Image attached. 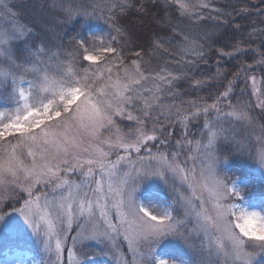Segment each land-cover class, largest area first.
<instances>
[{
	"label": "snow or ice",
	"instance_id": "obj_1",
	"mask_svg": "<svg viewBox=\"0 0 264 264\" xmlns=\"http://www.w3.org/2000/svg\"><path fill=\"white\" fill-rule=\"evenodd\" d=\"M45 2L53 14L45 32L76 16L99 19L107 13L112 21L113 17L119 19L117 10L128 12L139 5L136 10L147 15L153 9L150 0ZM180 7L187 11V5ZM193 7L201 11L188 19L202 22L199 27L203 35L211 39V30L216 27L207 24L205 10L219 17V7L210 0H199ZM170 27L176 29L172 39L179 40L184 28L178 24ZM36 33L37 28L23 20L9 0H0V65L5 69L0 71V89L6 90L3 102L7 110L0 111V207L6 201L19 203L12 211L23 218L44 251L55 256L50 264H65V251L68 264H72L74 250L79 251L78 245L88 240L111 245L117 264H148L146 257L152 258V264H169L154 256L156 244L164 236L184 237L187 242L191 233L186 225L193 221L192 231L215 239L216 254H235L243 264H264V215L238 210L236 201L241 191L235 180L216 171L218 142H230L238 151L258 158L264 167V139L256 153L252 144L224 131L234 122L254 126L256 118L250 107L264 116V89L257 88L255 76L257 67L264 68V47L254 50L255 63L241 67L227 81V90L215 94L213 103L201 107L192 101L182 110L174 102L165 106L162 99L181 95L176 88L179 81L191 80L195 88H201L212 86L208 81L222 76L227 80L219 69L207 80L194 78V69L205 60V54L202 46L198 48L186 35L179 50L197 59L187 62L191 68L166 70L144 67L140 52L134 53L140 62L134 60L128 66L123 51L117 50L116 37L105 40L95 36L73 37L68 52L71 60L65 66L59 48L53 52ZM256 40L264 44V28L249 33L242 42ZM168 43L161 39L156 48L170 51ZM97 50L108 54L107 64H97ZM113 59L118 60L115 75ZM25 76L30 79L24 80ZM237 78H243L245 86L251 79L257 103H228L226 111L221 105L231 100L229 92ZM220 84L224 87L223 81ZM213 111L215 117L205 122L207 131L193 148L189 124L201 113L210 116ZM124 120L136 127L126 124L122 129ZM168 125H183L185 132L175 135ZM261 126L264 128V119ZM153 176L187 184V189H174L179 193L174 203L183 214L155 213L134 200L141 180ZM205 193L214 202V214H208ZM6 215L0 213V222ZM121 241L127 244L126 252ZM145 247L149 252L141 258ZM208 247L211 257V239ZM128 255L131 260L125 258Z\"/></svg>",
	"mask_w": 264,
	"mask_h": 264
},
{
	"label": "trees",
	"instance_id": "obj_2",
	"mask_svg": "<svg viewBox=\"0 0 264 264\" xmlns=\"http://www.w3.org/2000/svg\"><path fill=\"white\" fill-rule=\"evenodd\" d=\"M9 2L20 13L23 20L33 24L37 28L36 34L48 42L53 52L59 48L62 57L65 58V66L71 60L68 52L70 51L72 38L86 39L95 36L98 39L104 38L105 40H111L112 37H116L117 50L118 52L123 51V59L128 66H132V61L134 60L138 63L140 62L141 58L134 55L135 52H140L144 61V67H151L153 69L164 67L166 70L191 68V65L187 62L189 60H196L197 58L195 56L184 55L179 50L181 41L185 39L186 35L198 48L202 46L205 54V60L200 61L194 69V78L207 80L209 74H214L219 69L227 76V80L223 79L222 76L217 81H208L212 86L201 88H195L191 80L179 81L176 88L181 95L175 99L165 95L164 104L174 102L177 106L180 105L182 110L189 107L187 101H198L201 107L213 103L215 94L227 90V81L232 80L235 73L241 67L255 63L252 59L255 55L254 50L264 47V44L259 40L250 42V44L242 42V40L247 41L249 33L264 28V11H262L264 10V0H210L214 6L219 7V11L222 13L221 16L217 17L216 13H210L205 10V15L208 16L207 24L216 27L211 30V39H207L203 35V31L199 27L202 22L188 19L195 12L201 11L193 7L199 0H168L167 8H165V0H150L153 9L147 15L143 12H138L136 8L139 5H137L128 12L117 10L118 20L113 17L112 21H110L107 13L99 19H85L81 16H76L70 22L52 29L51 32L43 30L44 26L53 19V14L48 9L45 0H9ZM76 2L79 3V0H76ZM181 4L187 5L186 12L181 9ZM243 9H247V11ZM180 21H184V23H180ZM113 22L115 23V27L113 26ZM172 24H178L184 28V33L180 35L179 40L172 39L176 32V29L170 27ZM117 27L120 29L119 32L117 31ZM166 32L168 33L167 37L164 36ZM161 39L169 42L168 47L170 51H164L163 47L160 49L156 48V44ZM234 45L238 46L240 50H235ZM228 53H231V55ZM97 54L101 57V66L109 62L108 54H100L98 50ZM85 63L90 64V62ZM111 63L115 68L118 60L113 59ZM2 70L5 69L3 65H0V71ZM255 70V76L260 78L261 88L264 89V68L257 67ZM25 78L30 79V76L23 77V79ZM17 79L19 81L20 78L18 77ZM250 80L247 81V86H245L243 78L235 79L232 84L234 90L229 92L231 100L225 101L221 106L225 108L228 103L237 104L241 101L247 102L249 106H254L255 104L253 103V99H251L249 88ZM221 81H223L224 87H221ZM4 94H6V90L0 89V96L2 98ZM211 95L213 98L209 99ZM199 98H203V100ZM250 110L256 116L258 115V111H260L251 107ZM213 113L215 112H211L209 117ZM202 119L203 122L205 118ZM171 126L168 125L169 128ZM200 126V124L197 125L191 122L188 127H193V129L189 134L198 138ZM237 126L241 130L243 128L245 130L246 125L238 123ZM171 130L177 132L178 129L172 126ZM256 131L260 139H264V128H258ZM12 143H16V140H12ZM218 143L219 154L228 159L232 167V169L228 170L226 176L229 178L235 176L244 177L243 189L246 195L264 198V177L255 172V166L250 163L246 157V153L234 151L233 145L229 142ZM148 189L163 193L167 199L170 198V195L167 194L168 191L161 186L149 187ZM10 205L15 207L19 206V203L11 201ZM178 247V244H176V249L171 251L174 256L178 258L179 254L182 256L191 255L193 256V262L197 264L199 259L197 253H194L192 250L188 251L185 248H181L182 252H180L177 250ZM33 248L41 259L40 264H49L48 253L42 252L38 246ZM98 251L104 252L105 247L86 243L83 250L84 254L90 253V255L96 254Z\"/></svg>",
	"mask_w": 264,
	"mask_h": 264
},
{
	"label": "rangeland",
	"instance_id": "obj_3",
	"mask_svg": "<svg viewBox=\"0 0 264 264\" xmlns=\"http://www.w3.org/2000/svg\"><path fill=\"white\" fill-rule=\"evenodd\" d=\"M100 55L99 59L97 61V64L100 65ZM91 63V62H90ZM113 74L115 75V68L113 66ZM107 75V73H105ZM2 78V77H0ZM24 80H27L26 78ZM257 81V88H261V80L260 78L256 77ZM24 87H27L26 84L23 85ZM250 92H251V99H253V103H257V97L252 95L253 87H252V81L250 80ZM163 100H165V97H162ZM188 102V106L190 107V102ZM167 104L165 103V106ZM180 108L181 106L178 105ZM6 105L3 102V98L0 96V111L6 112L7 110L4 109ZM10 107V105H8ZM187 107V105H186ZM182 109V108H181ZM225 110L227 111V107H225ZM159 111V109H158ZM216 113H213L211 117L205 116L203 113H201L200 117L196 120H193V123H196L197 125L200 124L199 128V135L198 138H195L194 136H191L189 134V139L192 141V147L195 148L196 141H199L203 138L204 133L207 131L204 128V124L207 120L215 117ZM202 118H205V120L202 122ZM256 124L252 127L245 126V130H241L237 125L238 123H233L232 125L227 126L224 131L229 135H234L239 137L242 132H244L243 139L249 142L254 146L255 152L259 153L261 151L260 143L262 139H260L259 134L254 131V129L262 128L261 121L264 119V116L260 115V111H258V115L256 116ZM119 119V118H117ZM230 119V118H226ZM131 124L133 127H136V125L133 122L124 120L120 127L123 129L124 125ZM149 128H151V123H149ZM172 127V126H171ZM170 127V129H171ZM181 127V128H179ZM177 127V132L173 131L175 135H181L185 132V129L183 125H180ZM223 128V124L221 125ZM157 129H159V126L157 125ZM193 127H188V133L192 132ZM125 131L127 129H124ZM107 135V133H105ZM221 137H223V132ZM175 143V141H173ZM230 143V142H229ZM219 143L217 144V153L219 156V162L216 165V171L219 175L226 176V173L229 169H232L230 161L223 157V155L219 154ZM234 151L236 150L238 153H245L238 151L236 147L233 145ZM246 157L249 159L250 163L255 166L254 170L255 172L259 173V175L264 177V167H262L259 163V159H253L252 156L248 153H246ZM232 179L236 182V187L238 190L241 191L240 198L236 201L237 203V209L240 211H255L261 215H264V198H256L251 197L249 195H246L243 189V184L245 178L242 176H235ZM151 184L152 186H161L165 190L168 191V195H170V198L164 197L163 193H148L145 195L144 199L141 200L139 197H141V193L139 190L141 189V186ZM183 188L187 189V184H181L180 180L177 179L176 181L172 179L171 177L167 178V182L165 180H162L158 177H148L145 179H142L137 191L134 193V200L139 203L140 205L148 208V204H151V207L157 211V213H165L169 212L173 215H176L177 212H180L183 214V210L177 208L174 201L178 198L179 193L176 192L174 189ZM166 192V191H164ZM170 199V200H169ZM205 200L208 201L206 204V208L208 211V214H214V202L211 201L207 193H205ZM11 201H6L2 207H0V213H7L4 220L0 222V264H13L15 261H21L23 264H40L41 259L39 258V255L35 253L34 248L38 246L41 248V251L45 253L43 249L42 243L37 239V237L32 233L31 229L27 226V224L24 222L23 218L18 215L17 213L12 211V208L14 206H9V203ZM199 203V201H197ZM18 207V206H15ZM195 221L190 223L191 225L187 224V232H190L191 234L186 239L184 237H177V236H164L162 237L159 242L155 246L154 256L158 257L160 259L166 260L169 262V264H181L176 261L174 257H171L169 253L165 250V246L167 244H180L182 249L185 248L188 251L192 250L194 253L198 254V261L197 264H243V261L240 259H237L235 254H228L226 255L225 252H219V254H216L215 252V239L211 236L206 237L203 232H195L192 231ZM75 227V226H74ZM75 235V232L72 233ZM218 235V234H217ZM212 240V249H213V255L211 257L208 256V250H209V241ZM203 241V244L201 243ZM86 243H90L93 245H101L105 247L104 255H97L90 253L84 254L83 250L86 245ZM166 244V245H165ZM79 251L74 250L73 256H72V264H80L82 261V264H117L116 257L114 256L113 252L111 251V245L108 247L106 245L100 244L95 240H88L85 241L82 245H78ZM121 248L122 251H127V244L123 243L121 241ZM149 252V249L147 247L143 248L140 252V257L143 258L146 256ZM47 253V252H46ZM49 258V264L50 260L55 259L54 255H50L48 253ZM63 258L65 261V264H68V254L67 251L63 253ZM126 259L131 260V255H128L125 257ZM148 261V264H152V258L146 257L144 258Z\"/></svg>",
	"mask_w": 264,
	"mask_h": 264
},
{
	"label": "bare ground",
	"instance_id": "obj_4",
	"mask_svg": "<svg viewBox=\"0 0 264 264\" xmlns=\"http://www.w3.org/2000/svg\"><path fill=\"white\" fill-rule=\"evenodd\" d=\"M254 131L257 132L256 129H254ZM243 135H244V132H242V134H241L239 137L243 138V137H244ZM149 187H155V186H152L151 184H148V185H143V186H141V189H140V190L138 189L139 192L141 193V197H139V199L143 200L144 197H145V195L148 194L149 192H150V193H154V192H155V193H157V194L160 193V192H158V191H152V190H149V189H148ZM163 196L165 197V195H163ZM148 209L151 210V211H153V212H155V213H157V211L154 210V209L151 207V204H150V205L148 204ZM189 225H191V224H189ZM165 245H166V244H165ZM178 245H180V244H178ZM164 248H165V250L167 251V253H169V255H170L171 257H174V258L176 259L177 262H179V263H181V264H196L195 262H193V256H191V255H188V256H184V255H183V256H182L181 254H179V255H178V258H177L176 256H174V255L171 253L172 250L176 249V243L167 244ZM177 250L180 251V252H182L180 246L178 247ZM99 254L104 255L105 253L102 252V251H98V252L96 253V256L99 255ZM257 259H259V257H258Z\"/></svg>",
	"mask_w": 264,
	"mask_h": 264
},
{
	"label": "clouds",
	"instance_id": "obj_5",
	"mask_svg": "<svg viewBox=\"0 0 264 264\" xmlns=\"http://www.w3.org/2000/svg\"><path fill=\"white\" fill-rule=\"evenodd\" d=\"M225 183H227V181H225ZM240 198V197H239ZM239 198H237V199H239Z\"/></svg>",
	"mask_w": 264,
	"mask_h": 264
}]
</instances>
